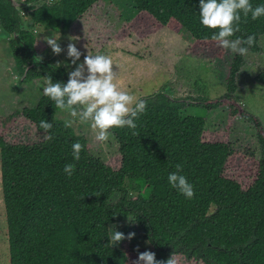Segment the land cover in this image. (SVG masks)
Listing matches in <instances>:
<instances>
[{
    "label": "trees",
    "instance_id": "1",
    "mask_svg": "<svg viewBox=\"0 0 264 264\" xmlns=\"http://www.w3.org/2000/svg\"><path fill=\"white\" fill-rule=\"evenodd\" d=\"M37 0H27L32 2ZM31 6L33 25L67 29L99 0H48ZM138 12H147L162 26L176 20L197 41H213L218 30L201 23L200 0H131ZM253 7L264 0H250ZM23 15L0 0V25L10 34L22 26ZM26 23V22H25ZM231 39L255 36L249 52L261 50L264 17L242 21ZM37 35L21 29L10 48L18 74L25 81L51 76L67 83L68 73L32 65L30 52L38 54ZM245 56L235 54L226 76L227 93L234 101L237 76ZM220 76L225 77L221 72ZM256 80L264 85V69ZM146 110L135 119L136 129L110 130L118 142V169L93 155L88 138L57 117L62 110L42 95L35 106L16 112L36 126L52 122L51 141L14 143L0 135L1 181L7 217L10 264H130L146 250H128L109 243L110 226L132 218L143 230L158 261L172 255L202 264H264V132L260 119L245 114L258 129L261 158L254 182L244 188L225 175L234 150L229 143L204 140L208 110L220 103H187L165 92L147 96ZM193 114H184L187 108ZM232 113L238 112L231 103ZM250 114V113H249ZM14 115L2 119L7 123ZM133 131L137 135H133ZM44 134V133H43ZM81 143L79 161L72 145ZM75 164L69 178L66 164ZM182 164L195 196L187 199L168 183L169 173ZM101 194V195H100ZM118 199L114 202V197ZM138 249V251H137Z\"/></svg>",
    "mask_w": 264,
    "mask_h": 264
},
{
    "label": "rangeland",
    "instance_id": "2",
    "mask_svg": "<svg viewBox=\"0 0 264 264\" xmlns=\"http://www.w3.org/2000/svg\"><path fill=\"white\" fill-rule=\"evenodd\" d=\"M25 4L27 0H18ZM29 9L21 12L26 24L37 35L38 56L43 60L59 63L67 73L74 65L67 57V45L74 42L84 56L107 55L114 63L117 73L115 81L119 88L137 97L138 100L158 92H165L172 99L187 103H215L220 105L208 110L204 140L229 143L234 153L226 165L225 175L238 181L244 188L249 187L258 173L261 148L258 129L250 123L245 114L261 120L264 132V85L256 80L264 69V35L260 38L261 50L248 52L237 76L238 89L234 101L227 100L226 76L235 54L223 49L216 41H197L172 19L162 26L147 12H138L131 0H99L79 20L67 29L54 30L45 25H33ZM54 35L64 51L56 55L47 45L44 37ZM12 34L0 25V135L10 142L31 143L43 139L36 126L16 112L32 107L42 97L46 78L23 80L18 74L10 48ZM74 41H73V40ZM221 72L225 77H221ZM231 103L237 109L232 113ZM195 108H187L184 114H193ZM250 113V114H249ZM14 115L3 123L2 119ZM57 117L64 121L72 119L61 111ZM77 134L88 138L90 152L118 169L121 164L119 145L113 135L107 144L95 139L90 124L78 121L72 125ZM118 199L114 197L115 202ZM120 231L127 236L134 232L130 241L125 239L114 245L128 250L134 245L146 251L153 249L145 238L143 230L132 218L112 224L110 232ZM177 264H202L175 257ZM132 258L130 264L136 261ZM0 264H10L7 217L1 181L0 152Z\"/></svg>",
    "mask_w": 264,
    "mask_h": 264
},
{
    "label": "clouds",
    "instance_id": "3",
    "mask_svg": "<svg viewBox=\"0 0 264 264\" xmlns=\"http://www.w3.org/2000/svg\"><path fill=\"white\" fill-rule=\"evenodd\" d=\"M49 4L53 0H48ZM201 23L208 29L218 30L211 36L220 47L230 50L233 54L246 56L249 49L255 44V36L249 35L247 38L237 37L231 39L235 33L239 32L240 24L247 22L249 15L252 20L264 17V4L253 7L250 0H200ZM47 45L56 55L61 54L64 49L58 43L59 39L44 37ZM73 40V39H72ZM74 41V40H73ZM82 52L76 47L74 42L67 45V57L71 64L67 67L75 66L74 70L68 73L67 83L53 82L51 76L46 77L42 94L54 102L56 108L67 112L72 119L65 121L66 128L72 127L77 121L81 124L88 123L95 134L96 141L107 144L115 128L136 129L134 122L139 114H142L147 107L144 100L118 87L117 73L113 70V60L102 54L84 56L83 62L80 61ZM38 62L42 57H36ZM60 64L57 63V67ZM52 122L41 120L39 128L43 130V139L51 141ZM133 135H137L133 131ZM83 146L76 142L72 145V156L75 161L81 158ZM176 171L169 173V185L178 190L187 199L195 196L194 186L182 173V164H176ZM75 164L69 163L64 166V173L71 178L75 173ZM101 195V194H100ZM109 236V243L116 245L127 239L135 237L131 232L125 236L124 233L115 230ZM138 251V249H137ZM133 264H177V260L172 255L166 262L158 261L156 254L152 251L139 253L138 259Z\"/></svg>",
    "mask_w": 264,
    "mask_h": 264
},
{
    "label": "water",
    "instance_id": "4",
    "mask_svg": "<svg viewBox=\"0 0 264 264\" xmlns=\"http://www.w3.org/2000/svg\"><path fill=\"white\" fill-rule=\"evenodd\" d=\"M7 5H9L14 13L15 12H18V13H21L23 12L24 10L26 9H29L31 6H39L43 3H45L46 1L45 0H37V1H32V2H26L25 4H21L19 3L18 0H5ZM22 15V14H21ZM32 26V24H26L25 22H23L22 26H20L19 30L15 33H13V38H16L19 34H20V30L25 28V29H30ZM30 57L32 59V65L31 66H34V65H38V66H42V67H52L54 64L50 61H47V60H40L38 62V60L36 59V57H39L34 51H31L30 52ZM23 76V80L25 79V76H26V72Z\"/></svg>",
    "mask_w": 264,
    "mask_h": 264
}]
</instances>
